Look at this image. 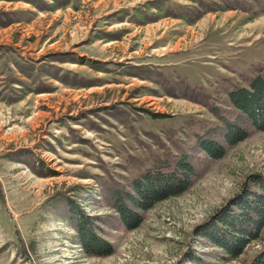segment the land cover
<instances>
[{
  "label": "rangeland",
  "instance_id": "obj_1",
  "mask_svg": "<svg viewBox=\"0 0 264 264\" xmlns=\"http://www.w3.org/2000/svg\"><path fill=\"white\" fill-rule=\"evenodd\" d=\"M63 1L69 7L40 13L0 0V14L19 11L18 23L0 26V264H251L264 229L235 259L197 233L242 188L254 190L250 177L264 176V132L217 161L197 142L218 126L208 107L224 109L229 87L264 66V0L209 13L202 0ZM178 7L200 17H165ZM141 13L155 19L137 26ZM186 86L202 92L199 103L181 94ZM182 156L199 179L127 231L114 193ZM68 200L98 218L112 255L82 252Z\"/></svg>",
  "mask_w": 264,
  "mask_h": 264
},
{
  "label": "trees",
  "instance_id": "obj_2",
  "mask_svg": "<svg viewBox=\"0 0 264 264\" xmlns=\"http://www.w3.org/2000/svg\"><path fill=\"white\" fill-rule=\"evenodd\" d=\"M21 1L30 4L38 11H54L57 8L56 0H50L52 4L44 0ZM229 1L231 0H221L217 4L214 0H202L200 12L238 10L234 4H228ZM67 4L68 2L63 1L61 6ZM163 7V5L160 6L161 9ZM170 9L169 14L166 15L168 17L172 16L182 20L193 18L194 21L200 17L196 10H185L182 7H178V10ZM18 13L19 11H13V14H0L1 18H8L0 20V26L6 27L18 23ZM140 16L135 15L134 23L145 24V20ZM73 60L76 63L79 60L84 62V65H89L95 72L101 71V66L99 67L95 62L75 58ZM69 61V59H64L61 62ZM255 73L254 77L246 81V85L229 87L226 92L227 105L223 107L224 109H221L223 105L208 107L213 117L218 120V126L199 138L197 147L199 152L209 160L217 161L224 158L228 150L244 142L252 130L257 133L264 132V66H259ZM127 76L137 77L142 81L148 79L145 74L129 72ZM54 79L58 78L54 77ZM62 82L65 83L63 80ZM201 93L186 86L181 94L189 95L191 101L199 103L195 97L198 98ZM196 170L185 156L180 157L174 164L163 160L147 168L139 177L132 179L130 192L118 190L113 195L115 199L113 209L121 225L127 231H134L143 222L144 215L150 209L163 201L188 192L199 179ZM250 180L255 187L254 190L246 186L242 188L239 194L233 197L227 205L221 207L197 233L231 259L242 255L244 248L250 242L259 240L264 229V176L254 175L250 177ZM67 208L76 233L75 243L80 246L82 252L88 257L107 258L112 255L115 248L101 237L98 218L84 214L69 200ZM192 258L195 260L194 257ZM251 264H264V247L260 253L255 255Z\"/></svg>",
  "mask_w": 264,
  "mask_h": 264
},
{
  "label": "crops",
  "instance_id": "obj_3",
  "mask_svg": "<svg viewBox=\"0 0 264 264\" xmlns=\"http://www.w3.org/2000/svg\"><path fill=\"white\" fill-rule=\"evenodd\" d=\"M57 1V0H56ZM217 4L218 3H220L221 2V0H214ZM46 2V1H45ZM48 2H50V3H48V4H52L53 2H51L50 0H48ZM61 3L62 2H56V9L54 10V11H47V10H41V11H38V10H36L37 12H52V13H55V12H58L60 9H64V8H66V7H69V4H70V2H68V4L66 5V6H61ZM26 4H28V3H26ZM28 5H30V4H28ZM234 11H238V10H234ZM215 12H220V10L219 11H215ZM158 16H164V15H162V13H159L158 14ZM165 17H168V16H166L165 15ZM136 19V18H135ZM140 19V18H139ZM141 19H144L145 20V24H141V25H147L148 23H150V22H152V20L153 19H155V18H152V17H150V16H141ZM180 19V18H179ZM133 21V20H132ZM131 21V22H132ZM156 21V20H155ZM134 23V22H133ZM135 25H137V26H141V25H138V24H136V23H134ZM116 66H118V65H116ZM126 66V65H125ZM133 66H135V65H133ZM127 76V75H126Z\"/></svg>",
  "mask_w": 264,
  "mask_h": 264
}]
</instances>
